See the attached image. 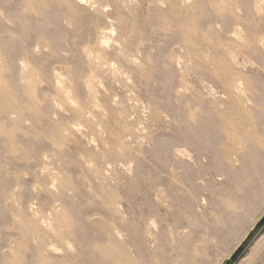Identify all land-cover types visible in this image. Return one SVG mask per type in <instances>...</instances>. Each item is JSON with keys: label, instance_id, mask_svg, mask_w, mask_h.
Returning <instances> with one entry per match:
<instances>
[{"label": "rangeland", "instance_id": "rangeland-1", "mask_svg": "<svg viewBox=\"0 0 264 264\" xmlns=\"http://www.w3.org/2000/svg\"><path fill=\"white\" fill-rule=\"evenodd\" d=\"M77 1L0 0V264H264V0Z\"/></svg>", "mask_w": 264, "mask_h": 264}, {"label": "bare ground", "instance_id": "bare-ground-1", "mask_svg": "<svg viewBox=\"0 0 264 264\" xmlns=\"http://www.w3.org/2000/svg\"><path fill=\"white\" fill-rule=\"evenodd\" d=\"M72 1V0H71ZM76 1V0H75ZM79 1H81V0H78L77 2L79 3ZM84 1V0H83ZM73 4H75L74 2H73ZM104 9H105V7H104ZM104 11V10H103ZM88 30H90V29H88ZM167 31V30H166ZM103 34V33H102ZM100 37V36H99ZM17 47V46H16ZM36 50V49H35ZM8 57V56H7ZM59 69V68H58ZM62 69V68H61ZM60 70V69H59ZM46 73V72H45ZM62 75V74H61ZM63 77V76H62ZM32 82V81H31ZM69 83V82H68ZM67 84V83H66ZM56 85V84H55ZM88 87V86H87ZM1 90L4 92V90L1 88ZM1 91V92H2ZM5 93V92H4ZM3 93V94H4ZM2 94V95H3ZM6 94V93H5ZM8 94V93H7ZM28 94V93H27ZM27 98V97H26ZM2 99H4V98H2ZM1 98H0V101L2 100ZM3 102H1V104H2ZM238 111V110H237ZM238 113V112H237ZM238 118V117H237ZM226 120V119H225ZM238 120V119H237ZM255 122V121H254ZM238 123V122H237ZM257 124V123H256ZM256 126V125H255ZM72 127V126H71ZM235 128V127H234ZM244 128H245V126H244ZM224 129V128H223ZM4 130V129H3ZM229 130V129H228ZM232 131V130H231ZM226 132V131H225ZM233 132H235V131H233ZM232 132V133H233ZM227 133V132H226ZM228 134V133H227ZM235 134V133H234ZM260 134V133H259ZM232 137V136H231ZM243 137V136H242ZM224 148V147H223ZM225 149V148H224ZM244 149H247V147H244ZM245 151H247V150H245ZM249 151V150H248ZM248 153V152H247ZM227 154V153H226ZM223 155V154H222ZM234 158V157H233ZM48 162V161H47ZM45 170V169H44ZM47 170V169H46ZM50 171V170H49ZM37 175V174H36ZM1 176V175H0ZM22 176V175H21ZM46 179V178H45ZM37 188V187H36ZM38 189V188H37ZM16 190V189H15ZM224 200V199H223ZM32 207V206H31ZM19 208V207H18ZM232 208V207H231ZM38 213V212H37ZM178 220V219H177ZM219 220V219H218ZM174 223H175V220H174ZM180 223H182V221L180 222ZM217 224V223H216ZM176 226V225H175ZM180 226H181V224H180ZM7 227V226H6ZM253 227V226H252ZM155 228V227H154ZM247 233V232H246ZM203 236V235H202ZM245 236V235H244ZM112 239V238H111ZM114 239L116 240V238L114 237ZM151 239V238H150ZM115 240H109L110 241V248H109V246L107 247L108 249H107V259H109L110 261H112L113 263H115V264H140L142 261H140V260H137V259H133L130 255H128L125 251H124V249L122 248V246L121 245H119L118 243H117V241H115ZM151 241V240H150ZM153 241V240H152ZM154 242V241H153ZM109 243V242H108ZM240 243V242H239ZM156 244V243H155ZM106 246V245H105ZM155 247V246H154ZM102 249V248H101ZM100 249V250H101ZM106 251V249H105V247H104V249H103V251ZM104 251V252H105ZM100 252V251H99ZM104 252H103V254H104ZM109 257V258H108ZM225 260V259H224ZM150 261V260H149ZM263 261V260H262ZM264 263V262H263ZM112 264V263H111ZM262 264V263H261Z\"/></svg>", "mask_w": 264, "mask_h": 264}, {"label": "trees", "instance_id": "trees-1", "mask_svg": "<svg viewBox=\"0 0 264 264\" xmlns=\"http://www.w3.org/2000/svg\"><path fill=\"white\" fill-rule=\"evenodd\" d=\"M263 220H264V218H263Z\"/></svg>", "mask_w": 264, "mask_h": 264}]
</instances>
